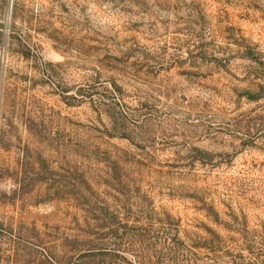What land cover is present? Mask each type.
I'll return each mask as SVG.
<instances>
[{
    "label": "rangeland",
    "instance_id": "374dc122",
    "mask_svg": "<svg viewBox=\"0 0 264 264\" xmlns=\"http://www.w3.org/2000/svg\"><path fill=\"white\" fill-rule=\"evenodd\" d=\"M0 264H264V0H0Z\"/></svg>",
    "mask_w": 264,
    "mask_h": 264
}]
</instances>
